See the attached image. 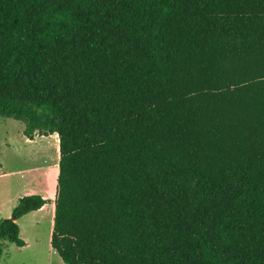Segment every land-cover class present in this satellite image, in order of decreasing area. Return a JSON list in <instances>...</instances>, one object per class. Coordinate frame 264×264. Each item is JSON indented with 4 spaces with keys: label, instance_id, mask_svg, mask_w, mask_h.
Here are the masks:
<instances>
[{
    "label": "trees",
    "instance_id": "obj_1",
    "mask_svg": "<svg viewBox=\"0 0 264 264\" xmlns=\"http://www.w3.org/2000/svg\"><path fill=\"white\" fill-rule=\"evenodd\" d=\"M0 116L57 134L65 264H264V0H0Z\"/></svg>",
    "mask_w": 264,
    "mask_h": 264
},
{
    "label": "rangeland",
    "instance_id": "obj_2",
    "mask_svg": "<svg viewBox=\"0 0 264 264\" xmlns=\"http://www.w3.org/2000/svg\"><path fill=\"white\" fill-rule=\"evenodd\" d=\"M23 127L21 121L0 116V221L11 217L18 198L28 195L29 188L41 192L44 177L47 189L53 190L50 201L55 199L57 134L35 133L28 139ZM46 205L44 211L28 213L17 221L24 246L0 241V264H65L50 246L52 205Z\"/></svg>",
    "mask_w": 264,
    "mask_h": 264
},
{
    "label": "crops",
    "instance_id": "obj_3",
    "mask_svg": "<svg viewBox=\"0 0 264 264\" xmlns=\"http://www.w3.org/2000/svg\"><path fill=\"white\" fill-rule=\"evenodd\" d=\"M53 135H55V134H53ZM59 161V160H58ZM58 171V170H57ZM42 186H44L40 191L41 192H37L36 190H32L33 188H29V194H34V192H36V193H39V195L41 194V196L42 197H44V198H47V199H49V202H51V205H52V209H51V230H52V224H53V214H54V199L52 200V201H50V195H51V193H52V189H47V183H46V179H45V177H44V181H43V184H42ZM35 193V194H36ZM47 203H45L40 209H38V210H36V211H31V212H42V211H44L45 210V208H46V205ZM31 212H29V213H31ZM28 214V213H27ZM23 217V216H22ZM21 218V217H20ZM19 218V219H20ZM19 219H17V221L19 220ZM16 221V222H17ZM18 223V222H17ZM51 234V233H50Z\"/></svg>",
    "mask_w": 264,
    "mask_h": 264
}]
</instances>
